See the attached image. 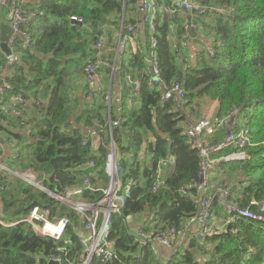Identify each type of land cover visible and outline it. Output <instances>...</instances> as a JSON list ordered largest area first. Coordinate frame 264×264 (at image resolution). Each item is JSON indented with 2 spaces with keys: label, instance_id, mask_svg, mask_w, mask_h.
Segmentation results:
<instances>
[{
  "label": "trees",
  "instance_id": "16d2710c",
  "mask_svg": "<svg viewBox=\"0 0 264 264\" xmlns=\"http://www.w3.org/2000/svg\"><path fill=\"white\" fill-rule=\"evenodd\" d=\"M156 1L160 11L155 32L148 24L135 25V45L118 62L122 90L119 107L112 103L111 110L104 99L108 90L96 89L85 67L98 62L99 76L107 72L103 61L115 57L105 50L115 49L114 44L125 37L131 25L127 19L122 25L125 1L24 2L27 20L21 25L17 43L21 60L4 72L6 55L0 54V74L4 78L0 104L21 94L26 103L35 102L39 116L29 120L25 113L15 117L0 113V134L18 143L15 159L19 170L33 171L43 186L58 193L81 184L87 176L95 184L105 179L103 187L107 186L109 150L104 145L111 141V124L120 122L112 124L113 140L121 156L123 179H133L134 183L121 212L111 217L110 238L115 241L117 257L106 262L96 260V264H264V225L228 211L218 191L226 190L225 200L239 208L258 210L254 202L264 201V0H200L202 4L219 5L225 13L211 11L192 20L182 9H177L173 18L163 12L174 0ZM18 2L22 1H10L13 7ZM126 4L133 8L129 1ZM32 13L36 14L34 18L30 17ZM71 16L83 22H75ZM189 23L197 27L203 24L213 47L211 53H197L196 57L190 52L186 61L182 42L187 45L191 38ZM153 38L156 46H152ZM100 41L102 49L97 48ZM156 64L162 84L150 86ZM136 80L141 84L138 93L134 89ZM77 82H81L80 88ZM175 84L185 93L180 104L175 99L164 100L162 86ZM77 91L82 97L74 95ZM206 101L218 103L216 117L223 123L216 132L201 134L202 146L213 148L226 139V121L235 110L239 112L234 131L248 127L250 140L245 146L232 144L212 152L219 158L210 173L212 191L207 196L214 195L211 216L227 222L226 227L223 224L222 230L200 236L195 224L178 250L163 260L159 250L140 242L138 230L131 229L129 219L150 215L144 228L155 234L172 227L185 232L189 219L199 213L204 157L185 131L196 116L206 117ZM3 119L10 124H4ZM97 127L101 143L94 149L91 133ZM240 152L246 157L227 158ZM173 160L175 168L167 172ZM157 180L161 184L153 191V181ZM97 197L90 191L82 195L84 200ZM35 206H45L53 214L62 211L70 223H81L74 209L6 172L0 188V218L8 223L17 221ZM74 226L70 225L73 250L65 257L66 252L59 250L53 239L38 235L30 224H0V264H49L57 254L65 257L67 264L82 246ZM203 254L207 257L201 258Z\"/></svg>",
  "mask_w": 264,
  "mask_h": 264
},
{
  "label": "built area",
  "instance_id": "2783aa9c",
  "mask_svg": "<svg viewBox=\"0 0 264 264\" xmlns=\"http://www.w3.org/2000/svg\"><path fill=\"white\" fill-rule=\"evenodd\" d=\"M10 0H0L1 6H7ZM22 2H18L10 11L8 12V17L5 18L9 24L14 28V34L11 36L9 41V47L11 48V53L6 54L1 47L0 43V54L6 55V66L4 67V72L7 70H11L15 67L17 63L21 60V55L17 50V43L19 37L21 36V25L27 20L23 14L22 5L24 2H28L30 0H21ZM136 3L138 6L143 10L145 13V17L143 22L150 26L151 32H155V19L158 17L159 14V7L156 0H137ZM177 9H182L187 11L189 14V18L191 20L194 17L196 12L200 13L202 16L205 14L209 9L214 10L218 14L225 13V10L222 9L219 5L215 6H207L205 4L200 3V0H174L173 4L167 8H163V12L167 13L170 17H174L175 12ZM35 13H32L30 17L35 16ZM163 16V14H162ZM71 20L75 22H83L82 18L71 16ZM124 24V23H123ZM122 24V25H123ZM125 26V24L123 25ZM190 27H194V24L189 23L188 29ZM127 34L125 37L121 36L119 39L118 45V53L117 57L125 52L128 43L133 40V35L135 33L134 25H128L126 28ZM174 32V31H173ZM157 41L156 39H152V46H156ZM102 42L97 43V48L102 49ZM186 44L182 42V48L185 49ZM122 51V52H121ZM184 51V50H183ZM187 56V55H186ZM185 61L186 57H182ZM107 61L104 60V62ZM188 61V56L187 60ZM185 61V62H186ZM113 68L115 71L120 72L119 64L117 62ZM107 65L110 63L107 61ZM105 64V65H106ZM104 65V66H105ZM99 68V63H89L85 67V74L88 76L89 81H95L96 77L99 76L97 70ZM161 83L160 79V71L157 67V64L152 69V76L148 82L150 86L159 85ZM162 84V83H161ZM141 84L139 80L135 81V91L138 93L140 91ZM166 93H164V100L175 99L178 104L181 103V100L184 99L185 93L183 88L175 84L174 86L167 87ZM4 90L3 87L0 86V94H3ZM97 95V92L94 93ZM106 104L111 107L112 102V95L110 92L106 93L104 96ZM1 101V100H0ZM23 104H26L23 96L21 94H17L13 96L8 102L4 104H0V113H11L14 117L18 115H23ZM238 110H235L233 115L227 119L226 127L228 128L227 137L226 139L216 147L210 148L207 146L201 145V134L203 132H207L212 134L221 128L222 121H220L216 116L213 117H203L199 119L197 122L189 125L186 128L185 133L189 136V138L193 141L196 147H199L201 150V155L204 157L203 161V169L201 172V190L203 195L197 199L198 206L200 208L199 213L189 219V225L191 224H198L199 225V234L200 236H204L205 233H216L219 230L223 229L222 224H218L216 218L214 217L211 219V207L213 204L214 195L207 196L208 192L212 191V184L210 183L211 178V171L212 168L216 164V160L211 159V155L213 151L219 150L225 146H229L232 144L245 146L248 144L250 140V129L248 127H242L239 131L235 132L234 128L236 126V117L238 115ZM2 122L4 124H9L10 121L7 119H3ZM112 124L119 125V121H115ZM111 124V141L110 143H105V147L108 148L109 153L107 156V160L105 163V172L109 177V181L107 186L103 187L99 184H95L92 182L89 176L85 177L81 184L76 185L75 187L68 189L64 192H53L43 186L40 179H37V175L29 170L27 172L17 170L13 171L4 165L2 162V154L0 153V188L3 182V176L6 172H10L28 183L46 191L49 193L53 198L60 201L67 207L74 209L77 213L89 212V216H86L84 223L86 225L85 229L83 226L78 228L74 232L79 236L81 240V248H83V252L80 255L75 256L74 260H69L67 264H96V260L102 261H110L114 257L116 258L117 252L115 248V241L110 238L111 234V217L113 214L120 213L122 207L124 206L127 197L130 194L132 189V185L134 183L133 179L125 180L123 179V169L120 165L121 156L119 155L118 148L113 140V128ZM99 131V127H97L96 131L93 132L94 135L97 136ZM86 144V142H84ZM93 148L97 149L100 146V141L97 139L93 140ZM154 157V154L151 155ZM239 157L244 158L246 154L240 152L238 154H233L228 159ZM93 164V161L90 162ZM172 164L175 166V160L172 161ZM161 184L159 180L155 181V190ZM85 191L95 192L97 194L100 193V196L94 198L92 200H86L82 198V195ZM219 196L222 198L223 205L227 208L228 211L236 213L239 217L245 218L249 221L258 222L261 225H264V201L254 202L258 206V210L246 209V208H239L235 207L234 205L227 202L226 196L228 192L224 189L219 188ZM203 208H202V207ZM81 210H86L82 212ZM57 218L53 217V212L51 209H48L45 206H35L31 210L29 214L23 216L21 219L8 223L3 218H0V224L9 227L20 223H28L32 226L34 231L38 235L42 236H49V238L54 239L56 241H60L58 245L59 250H64L66 252V256L73 250L74 241L72 239L71 231H70V224L69 219L61 215V217L56 221ZM226 227L227 222L223 221ZM51 225L54 228H59L60 232L56 233L55 231H51L48 229V226ZM43 227V228H42ZM61 227V228H60ZM144 226L140 228L137 232V236L140 239L141 243L150 244L152 250L158 251L160 246L170 247L173 250L177 251V247L181 244L187 237H189L188 231L185 232H178L175 227L170 228L168 231L162 233V236H158L154 232H149L146 230L144 232ZM55 232V234L53 233ZM50 233L49 235H47ZM140 257V255H136ZM63 258L62 255L57 254L53 255L50 260H54L58 262V264H66V258ZM48 261V263H49Z\"/></svg>",
  "mask_w": 264,
  "mask_h": 264
},
{
  "label": "crops",
  "instance_id": "0c3cea01",
  "mask_svg": "<svg viewBox=\"0 0 264 264\" xmlns=\"http://www.w3.org/2000/svg\"><path fill=\"white\" fill-rule=\"evenodd\" d=\"M13 1V0H10ZM8 3L7 6H1L0 5V33L2 31L1 25L6 23L9 24V22L5 19L8 17V12L10 13V11L12 10L11 3ZM127 1L130 0H126L125 1V6H124V11H123V15L125 13V19L122 18V24L124 21L125 24V20L127 19L130 22V19H134V20H141L142 23H138L137 25L143 27L144 25H146L143 20L145 17V13L143 12V10L138 6V4L136 2L130 3L131 6H133V8L131 9V7L127 8ZM127 8V9H126ZM189 16V15H188ZM196 16V15H194ZM131 24V23H130ZM10 25V24H9ZM196 28L194 31V35L190 34V39L188 41V44L186 45L184 51H186V55L189 56V53L192 52V56L196 57L197 53H203V52H209L212 47H213V39L211 37L208 36V34H205L204 29L197 27L196 25H194ZM189 31V30H188ZM175 33V30H174ZM190 33V32H189ZM136 37H133V40H131V42L128 43V46L126 47L125 52L129 51V49L131 48L132 45H135V40ZM119 45V44H118ZM109 51L111 53V56H115L117 55L116 52L118 53V50L115 49H106L105 52ZM115 54V55H114ZM123 57V53L120 54L118 57H115L113 60H115L114 62H118L121 63ZM119 66V65H118ZM120 68V66H119ZM121 70V69H120ZM5 72H9V70L5 71ZM108 72V71H107ZM116 78H110L107 77L106 72L104 74H102V76H98L96 77L95 82V88L98 89H107L111 95H112V102L114 104V106L116 107V109L119 107V98H120V92L122 90V83L120 80V72L116 71ZM0 80H4L3 75L0 74ZM79 82H77L78 85ZM4 84V81H3ZM3 84L1 86H3ZM47 102V98L43 99V104H46ZM135 103H131V106H134ZM206 108H205V115L208 117H212V116H216L217 113V106L218 103L217 102H208L206 101ZM25 107V110L23 109V112L25 113L24 115H26V117L31 120L32 118L37 119L39 114L36 113V104L35 102L29 101L26 103V105L23 106V108ZM111 110V107H110ZM197 118H195L196 121ZM10 124V123H9ZM12 130H15L12 128ZM16 131V130H15ZM93 134V131L92 133ZM3 140H2V139ZM100 141L101 143V136L99 134L94 135L93 134V140L97 139ZM18 150V143L16 142V140L11 139L9 136L3 134H0V152L2 154V162L4 163V165L6 167H8L9 169H12L13 171H17L19 169H21L19 167V163L17 162V160L15 159V157H17V151ZM175 166L174 164H172L171 167H167L166 171L169 172L172 169H174ZM137 221V220H136ZM134 219L132 221H130V223L135 226L137 224H134ZM137 223H140V221ZM172 249L170 247H165V246H160L159 247V256L161 258H164V255L166 254H171L172 253Z\"/></svg>",
  "mask_w": 264,
  "mask_h": 264
},
{
  "label": "rangeland",
  "instance_id": "374dc122",
  "mask_svg": "<svg viewBox=\"0 0 264 264\" xmlns=\"http://www.w3.org/2000/svg\"><path fill=\"white\" fill-rule=\"evenodd\" d=\"M205 5H207V4H205ZM207 6H211V5H207ZM214 12V10H211V9H209L205 14H203V16H206L209 12ZM197 14H196V17L198 16H202L200 13H198V12H196ZM195 17V16H194ZM197 17V18H198ZM204 18V17H203ZM203 20H205V22H207V23H209L210 22V19H207V18H204ZM195 26L193 27V30H195ZM200 28H204L203 27V24H201L200 23ZM194 32H196V31H194ZM204 32H205V34H207V28L205 29L204 28ZM118 43H119V40H118V42H116V44H114V48H115V50H118ZM122 52V51H121ZM126 52H123V55L125 54ZM209 53H211V51H209ZM116 54H117V52H116ZM114 57H117V55H115ZM123 57H125V56H123ZM107 61L110 63V65H107L106 63H107ZM107 61H105L104 62V65L107 67V71L108 72H106V75H107V77H110V78H113V79H115L116 78V71L114 70V68H113V66L116 64V63H114V61L115 60H110V59H107ZM118 65V64H117ZM119 66H120V69H121V65L119 64ZM121 71V70H120ZM80 84H81V82L80 83H78V87L80 88ZM109 91H107V93H108ZM74 93V95L75 96H78V95H80L81 96V93H80V91H77V92H73ZM83 96H84V98H86L85 97V91H83ZM82 97V96H81ZM38 104H39V102L38 101H36ZM202 102H204V100L202 101ZM196 109H198V107L196 108ZM2 114H4V113H2ZM197 117V119H196V121L195 122H197L199 119H202L200 116H196ZM213 118L215 117V116H212ZM237 124L239 125V126H241V124L239 123V120L237 119ZM97 129V128H96ZM96 129L94 130V131H96ZM227 130V132H228V128L226 129ZM93 131V132H94ZM228 136V135H227ZM151 156V155H150ZM211 159H214V160H216V162L218 161V159L217 158H219V157H216V156H213V155H211V157H210ZM38 178L37 179H41L39 176H37ZM27 182V181H26ZM103 182L105 183L106 182V180L104 179V180H101V182L99 183V185L101 186H104V184H103ZM108 184V183H107ZM151 189L153 190V191H155V185H154V181H153V184H152V187H151ZM202 195H203V193H202ZM98 196H100V193L98 194ZM84 201H86V200H84ZM202 207V206H201ZM203 208V207H202ZM82 212H85L86 210H81ZM64 214V212L62 213V211L61 212H59V211H57L56 213H54L53 214V217H55V218H57V220L56 221H58V219L61 217V215H63ZM80 217H81V223L79 222V223H76V221L77 220H75L73 223H70L69 222V224L70 225H75V231H77L78 230V228L79 227H81V225L83 226V229H85V227H86V225H85V223H84V221H83V219H85L86 217H85V214H86V216H89V212H85V214H83V213H80V212H78L77 213ZM146 218H148V219H146ZM214 217L212 216L211 217V219H213ZM216 219L218 218V217H215ZM134 219V224H137V225H135V226H131V229L133 230V231H136V230H139L140 229V227L142 228V226H145V223H147L149 220H150V215H148L147 217H144V216H142V215H137L136 217H131L130 219H129V223H130V221H132ZM139 222L140 221V223H137V221ZM225 220H228V219H225ZM215 222H219V220H217V221H215ZM220 224H224V222H222V221H220L219 222ZM28 224V223H27ZM81 224V225H80ZM131 224V223H130ZM198 225V224H197ZM194 226H195V224H191L190 223V225L186 228V231H188V232H192V230H193V228H194ZM43 228V227H42ZM188 228L190 229V230H188ZM144 230V232L146 233V230L145 229H143ZM167 231V230H166ZM165 231V232H166ZM198 231H199V225H198ZM149 232H152V231H148V233ZM54 234H55V232H53ZM162 233L163 232H160V233H158V236H162ZM50 233H48L47 235H49ZM40 236H42V235H40ZM42 237H45V238H49V236H42ZM54 240V239H53ZM54 242L56 243V245H57V248H58V245L60 244V241H56V240H54ZM82 252H83V248H80L78 251H76V254L77 255H80V254H82ZM172 253H174L173 252V250H172ZM159 254V253H158ZM200 254H202V252L200 253ZM160 255V254H159ZM169 256H170V254H166V255H164V258H163V260H167L168 258H169ZM160 257V256H159ZM205 257H207L205 254H203V255H201V258H205Z\"/></svg>",
  "mask_w": 264,
  "mask_h": 264
},
{
  "label": "water",
  "instance_id": "95a60500",
  "mask_svg": "<svg viewBox=\"0 0 264 264\" xmlns=\"http://www.w3.org/2000/svg\"><path fill=\"white\" fill-rule=\"evenodd\" d=\"M126 1V0H124ZM137 0H130V3H133V2H136ZM123 18L125 19V13L123 15ZM191 19V18H190ZM124 23V21H123ZM130 23L132 25H137L138 23H142L141 20L137 21V20H134V19H130ZM124 25V24H123ZM1 28H2V31L0 33V43H1V47H2V50L6 53V54H10L11 53V48L9 47V41H10V38L11 36L14 34V28L9 25V24H2L1 25ZM124 28V27H123ZM189 32L190 34L194 35V30H193V27H190L189 29ZM3 84V81L0 80V86ZM162 90L164 93H166V88L162 86ZM2 139V138H1ZM3 140V139H2ZM174 251V250H173ZM49 264H58V262L54 261V260H50L49 261Z\"/></svg>",
  "mask_w": 264,
  "mask_h": 264
},
{
  "label": "bare ground",
  "instance_id": "6f19581e",
  "mask_svg": "<svg viewBox=\"0 0 264 264\" xmlns=\"http://www.w3.org/2000/svg\"><path fill=\"white\" fill-rule=\"evenodd\" d=\"M48 229H51V231H55L56 233L60 232L59 228H54L52 226L51 227L48 226ZM57 229H58V231H57Z\"/></svg>",
  "mask_w": 264,
  "mask_h": 264
},
{
  "label": "clouds",
  "instance_id": "9594fccd",
  "mask_svg": "<svg viewBox=\"0 0 264 264\" xmlns=\"http://www.w3.org/2000/svg\"><path fill=\"white\" fill-rule=\"evenodd\" d=\"M231 159H234V158H231ZM49 227H51V225H49ZM57 231H58V229H57ZM173 252H175V251H173Z\"/></svg>",
  "mask_w": 264,
  "mask_h": 264
}]
</instances>
